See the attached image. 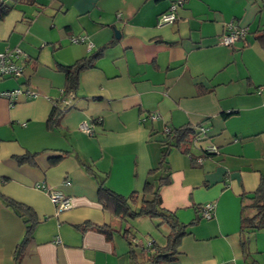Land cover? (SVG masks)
Listing matches in <instances>:
<instances>
[{
	"label": "crops",
	"instance_id": "0c3cea01",
	"mask_svg": "<svg viewBox=\"0 0 264 264\" xmlns=\"http://www.w3.org/2000/svg\"><path fill=\"white\" fill-rule=\"evenodd\" d=\"M174 1L19 0L0 20V51L16 46L27 55L23 76L1 79L0 89L38 93L11 104L0 97V264H148L152 243L166 242L167 224L164 241H137L129 219L99 202V184L125 197L134 192L137 209L149 197L146 182L155 189L166 176L149 173L165 128L183 125L207 130L192 141V158L175 146L166 154L160 207L186 232L174 259L159 264H264V228L240 229L241 196L264 175V48L256 38L264 0H185L175 21L158 25ZM229 21L247 32L226 46L220 36ZM72 36H85L91 48ZM95 52L58 125L48 127L64 92L58 66ZM83 121L93 135L79 129ZM207 145L217 151L205 154ZM28 154L32 162L17 161ZM39 181L71 206L56 213ZM206 202L215 203L208 219L199 211ZM27 224L32 234L16 261Z\"/></svg>",
	"mask_w": 264,
	"mask_h": 264
},
{
	"label": "trees",
	"instance_id": "16d2710c",
	"mask_svg": "<svg viewBox=\"0 0 264 264\" xmlns=\"http://www.w3.org/2000/svg\"><path fill=\"white\" fill-rule=\"evenodd\" d=\"M17 1L19 0H0V20L4 19L6 15H8V13L15 7ZM246 32L247 31L245 29L244 35L238 40L242 39L246 35ZM256 38L264 48V27L260 30V33L256 36ZM98 55V52L91 53L89 56L82 57L69 65L58 66V68L65 75L63 92L64 95L68 94V92L70 91L76 90L80 71L94 66V62ZM62 113L63 111L61 110L60 106H52V110L47 119V126L50 128L57 126L59 119L62 116ZM197 134H199V132H196V129L189 125L172 127L168 129V131L165 133V138L162 140L161 145L163 147V150L161 151L159 162L157 166L152 168L149 172L150 174L154 171H159L161 174L162 172H166V176H159V183L157 188L155 189L153 188L152 183L146 182L143 188V195H148L149 197H142L141 203L137 209H132L130 206L136 198V194L134 192L129 194V196L125 197L105 187L104 185L99 184L98 200L104 208H107L112 211L115 216L120 217L121 219H131L139 216H148L150 218H159L160 224H167L168 232L166 234V242L164 245L152 243V247H154V252L149 256L148 264H159L162 261H169L174 259L175 255L178 253V247L180 245L181 238L186 232L185 224L178 222L173 213L167 212L166 210H163L160 207L161 198L159 195V188L165 183L169 182V167L168 165H166L165 160L168 150L172 146H175L178 147L183 153L191 157V143L193 139L197 136ZM211 153L213 152H208L205 150V154L209 155ZM32 157L33 156L31 154H28V156H23L20 158L18 157L17 161L19 163H22L27 160H29V162H32ZM56 160V158H51V163L56 162ZM7 203L14 209H27V206L15 203L11 200H8ZM202 206L203 205L200 206L199 211L201 217L204 218L201 214ZM260 228H264V175H261L258 186L249 196H241L240 229L244 231L255 230ZM102 231L106 234L108 233V230L106 228L102 229ZM31 234L32 225L27 224L25 227L24 235L15 249L16 261L19 260L22 256L25 245L30 239ZM129 245L131 244L129 243ZM131 249L130 251H132Z\"/></svg>",
	"mask_w": 264,
	"mask_h": 264
},
{
	"label": "built area",
	"instance_id": "2783aa9c",
	"mask_svg": "<svg viewBox=\"0 0 264 264\" xmlns=\"http://www.w3.org/2000/svg\"><path fill=\"white\" fill-rule=\"evenodd\" d=\"M184 0H176L170 4L168 9L162 12L158 16V25L172 23L177 19L176 11L182 5ZM245 33L244 27L239 24L230 21L226 25V31L220 36V43L223 45H231ZM73 42L85 41V36H72L70 38ZM87 41V40H86ZM92 44L87 41V48H91ZM27 59V55L19 47L5 48L0 51V80L4 78H13L17 79L23 76L24 74V62ZM24 95L28 98H34L38 93L31 89H23L21 86L15 87L13 89H0V97L6 98L9 100L10 104L15 102L19 96ZM71 92L67 95L61 96L59 99L53 101V105L60 106L61 110L64 111L68 108L70 103ZM158 114L153 113L150 115L151 119H157ZM79 129L88 134L93 135L94 129L91 122L83 121L79 124ZM206 128L201 126L199 127V135L193 139V143H197L202 136L206 134ZM165 131H168V128H165ZM204 150L208 152H216L217 148L214 145H207L204 147ZM65 185H69L70 181L68 179L64 180ZM35 187L44 191L50 201L54 204L56 213H59L63 210L68 209L71 206V198L64 194L62 191L57 190L48 186L44 181L36 182ZM215 207L214 202H207L203 204L201 214L204 218H210L213 214ZM56 242H59V238H56Z\"/></svg>",
	"mask_w": 264,
	"mask_h": 264
},
{
	"label": "rangeland",
	"instance_id": "374dc122",
	"mask_svg": "<svg viewBox=\"0 0 264 264\" xmlns=\"http://www.w3.org/2000/svg\"><path fill=\"white\" fill-rule=\"evenodd\" d=\"M138 218L139 219H136V218L129 219L130 223L133 226V230L135 231V232H132V235H134L137 241L145 243L146 238L147 239L154 238L156 240L160 238V241L163 240L162 237H164V234L166 232V229H165L166 225L160 224V219L154 218V217L153 218L138 217ZM142 220H149V221H142Z\"/></svg>",
	"mask_w": 264,
	"mask_h": 264
}]
</instances>
